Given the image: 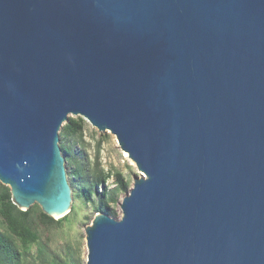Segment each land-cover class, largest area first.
Instances as JSON below:
<instances>
[{"label": "water", "instance_id": "95a60500", "mask_svg": "<svg viewBox=\"0 0 264 264\" xmlns=\"http://www.w3.org/2000/svg\"><path fill=\"white\" fill-rule=\"evenodd\" d=\"M110 132L140 176L86 264H264V0H0V182L55 220L60 132Z\"/></svg>", "mask_w": 264, "mask_h": 264}, {"label": "rangeland", "instance_id": "374dc122", "mask_svg": "<svg viewBox=\"0 0 264 264\" xmlns=\"http://www.w3.org/2000/svg\"><path fill=\"white\" fill-rule=\"evenodd\" d=\"M70 118L77 119L80 117L74 116ZM84 122L85 131L82 139L77 138L73 140L77 159L85 161L89 174L92 175L97 169L102 170L104 174L110 176V179H108L104 185L108 191L115 188L116 175L119 173L122 174L129 184L128 191L120 196L119 203L112 205L110 208V211L115 213V217H111L120 219L122 217L120 203L133 188L134 178L140 176V172L132 160L125 159L114 135L110 132L99 133V131L89 122L86 120H84ZM66 169L69 182L71 183L70 176L76 169L75 162H72L71 164H67L66 162ZM4 187L7 186H4L0 182V195L2 194ZM98 190L101 192L103 189L102 187H99ZM97 200L96 196H93L92 200L89 202L83 197L74 200L72 211L68 215L69 220L61 223L42 222L39 216V210H42L41 207L38 204L33 205L30 209L35 208L33 214L35 230L39 235L41 245L47 250L49 262L44 263L39 258L37 245L24 247L18 239H15L18 250L22 254V264H51V259L53 257L62 256L65 252H69V250L71 253H78L79 250H81V264H86L87 248L85 228L91 225V222L98 213L96 209ZM0 232L8 233L7 227L1 216Z\"/></svg>", "mask_w": 264, "mask_h": 264}, {"label": "trees", "instance_id": "16d2710c", "mask_svg": "<svg viewBox=\"0 0 264 264\" xmlns=\"http://www.w3.org/2000/svg\"><path fill=\"white\" fill-rule=\"evenodd\" d=\"M85 122L83 118H69L62 127L60 138L62 153L67 164L75 162L76 169L71 173V186L73 188L74 200L83 197L87 202L97 197V212H103L115 217V213L110 211L112 205L118 204L120 196L128 191L129 184L122 176L116 175L115 188L108 191L104 187L110 176L104 174L102 170H97L91 175L88 173L84 160H78L74 149L73 140L83 137ZM99 169V168H98ZM102 187L99 192L98 188ZM35 208L24 212L12 202V195L8 187H4L0 195V216L7 227L8 233L0 232V264H22V254L15 243L18 239L24 247L29 245L38 246V255L42 262H49L47 250L41 245L39 235L35 230L34 214ZM39 216L44 223H61L69 220L66 216L59 221H55L39 210ZM81 250L78 253L65 252L62 256H55L51 259V264H81Z\"/></svg>", "mask_w": 264, "mask_h": 264}, {"label": "bare ground", "instance_id": "6f19581e", "mask_svg": "<svg viewBox=\"0 0 264 264\" xmlns=\"http://www.w3.org/2000/svg\"><path fill=\"white\" fill-rule=\"evenodd\" d=\"M117 141V140H116ZM123 152V151H122ZM123 154H124V157H125V159H127V160H131L130 158H129V155L126 153V152H123Z\"/></svg>", "mask_w": 264, "mask_h": 264}]
</instances>
